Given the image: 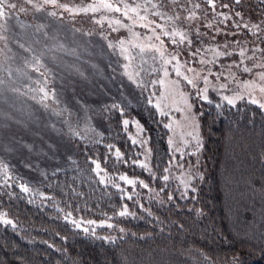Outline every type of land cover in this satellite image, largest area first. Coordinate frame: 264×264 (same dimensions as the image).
I'll use <instances>...</instances> for the list:
<instances>
[{
	"label": "rangeland",
	"instance_id": "374dc122",
	"mask_svg": "<svg viewBox=\"0 0 264 264\" xmlns=\"http://www.w3.org/2000/svg\"><path fill=\"white\" fill-rule=\"evenodd\" d=\"M11 2L17 8L10 10L7 19H0V184L14 182L20 189L27 187L25 193L42 196L40 178L62 164L73 150L68 137L98 139L103 113L114 105L122 109L121 103L133 99L138 88L159 113L167 115V143L173 161L165 175L184 197L192 186V179L200 177L204 168L199 111L195 109L196 101L203 100L201 93L213 102L226 101L224 97L236 102L237 97L242 96L264 103V92L260 90L264 87V80L260 79L264 73V54L254 51L264 48L238 46L236 33L239 30L224 28L226 23L222 21L223 25L213 24L214 19L206 14L195 13L196 19H186L192 12L177 8L179 5L173 7L172 0H121V4L112 0H56L55 4L48 0ZM104 2L119 5L121 13L125 4L129 7L139 5L137 11L148 21H155L165 31L183 32L192 42H180L177 36L173 44L157 28L156 34L164 41L161 46L160 41L149 39L154 36L151 31L140 26L147 21L139 20L131 12L126 19L121 13L100 7ZM92 7H97V11H91ZM155 12L161 15H153ZM118 19L124 26L115 23ZM244 24L249 28L253 24L262 28L264 21L258 19ZM246 30L251 34L255 31ZM153 45L164 52V57ZM242 49L245 51L243 57L239 55ZM217 52L231 55L218 56ZM173 56H177L178 61L164 63ZM237 64L240 66L236 67ZM177 67L180 75L176 74ZM244 67L252 71L244 72ZM188 69H194L195 73ZM185 75L197 86L187 84L183 79ZM203 76L208 77L207 83L201 79ZM223 84L227 87L222 88ZM124 120L131 126L128 136L141 149L134 163H146L148 168L143 169L149 171V147L143 126L133 117ZM95 171L100 179L109 183L111 178L101 168ZM121 175L136 181L142 179L118 172L114 184L120 185L126 193L139 189L144 193L155 192L154 198L164 202L148 181L143 180L148 188L139 183L129 186L118 179ZM123 207L99 219H84L69 213H63V217L81 223L82 232L83 228H88L85 234L93 235L95 228L93 236L109 241L113 236L101 230L107 227L97 225H113V218L123 220L134 216L128 208L130 215H117ZM3 218L12 220V225L18 224L0 208V219ZM89 220L97 224L89 225Z\"/></svg>",
	"mask_w": 264,
	"mask_h": 264
},
{
	"label": "trees",
	"instance_id": "16d2710c",
	"mask_svg": "<svg viewBox=\"0 0 264 264\" xmlns=\"http://www.w3.org/2000/svg\"><path fill=\"white\" fill-rule=\"evenodd\" d=\"M173 7L206 14L231 30L238 22V46L264 48V31L258 38L242 26L264 21V0L239 5L217 0L215 12L205 0H180ZM136 89L122 109L103 113L98 139L68 137L73 150L40 178L42 196L27 194L14 182L0 184V208L18 223H0V264H264V110L246 99L196 101L204 168L182 197L172 180L161 179L173 161L167 115ZM130 117L146 134L149 171L134 163L141 149L127 134L131 126L123 123ZM93 160L109 183H101ZM118 172L148 181L164 202L154 198L155 192L117 189ZM126 195L132 199L122 198ZM125 205L134 216L113 218L112 228H101L113 236L109 241L85 234L63 217L99 219Z\"/></svg>",
	"mask_w": 264,
	"mask_h": 264
},
{
	"label": "snow or ice",
	"instance_id": "6c2138e0",
	"mask_svg": "<svg viewBox=\"0 0 264 264\" xmlns=\"http://www.w3.org/2000/svg\"><path fill=\"white\" fill-rule=\"evenodd\" d=\"M28 2L30 3L31 0H28ZM48 2L55 4V3H56V0H48ZM172 2H173V3H176L177 0H172ZM205 2H206L207 5L209 6V8H210L213 12H215V9H216V7H217V0H205ZM240 2H241V0H234V3H235L236 5H239ZM221 6H222L223 8H229V5H228V4H223V5H221ZM100 7L106 8V9L111 10V11H115V12H117V13H121V7H120L119 5H113L112 3L104 2V3H102V4L100 5ZM138 7H139V5H137V6H135V7H129L127 4H125V5H124L125 10L121 13V15H122L124 18L129 19V18H130V17H129V12H131V13H135L136 17H138L139 20L147 21L146 23H144V24H142V25H140V26H141V27H144V28H147L149 31H151V32L154 34V36H153V37H149V39L154 38L155 40L160 41L161 46H163V45H164V41L161 40V36H160L159 34H156V29H157V28H160V29H161V32H162V35H163L164 37H169V38L171 39V43H173V44H175V43L177 42L176 39H175V37H177V36L179 37V41H180V42H185V41H187V43H189V44L192 42L191 40H188L187 35H186L185 33H183V32H169V31H165V30H163L162 26L159 25V24H156L155 21H148V19H147L146 16L140 15V13L137 11V8H138ZM152 7L155 8L156 5H152ZM194 7L199 8L200 5H199V4H196ZM16 8H17V5H16L15 3H12L11 0H0V19H7L8 16H9L10 10H14V9H16ZM19 10H20V11H24L23 8H20ZM84 11L87 12V11H89V9H84ZM91 11H93V12L97 11V7H92V8H91ZM53 14H55V13H53ZM153 15H161V14H160L159 12H155V13H153ZM219 15H224V14H223V13H220ZM236 15H237V16H240V13L237 12ZM196 18H197V17H196V15H195V13H191L188 17H186V19H189V20H193V19H196ZM177 19H179V17H177ZM224 19H225V20H228V19H231V17L224 15ZM241 19H243V18L241 17ZM134 22H135V21H134ZM115 23H116V24H121L122 26H124V25L122 24V21L119 20V19L116 20ZM152 25H155V26L152 27ZM208 26L211 27V25H208ZM234 26H235L236 28H240V27H241L240 24H235ZM242 26H243L244 28L249 29L250 32H252V29H255V31L252 32V34H253V35H256L258 38H259V34H260V32L264 31V29H262L261 26H260V25H257V24H253V25H251V28H249V25H248V24H244V25H242ZM114 30H115V29H114ZM217 31H219V30L217 29ZM197 34L199 35V30H197ZM121 44H123V41H121ZM109 46L111 47V45H109ZM152 47L154 48L155 51L159 52V54H160L161 57H164L165 54H164L163 51H161L160 48H156L154 45H153ZM225 47H227V45H225ZM143 50H144V49L141 48V51H143ZM197 51H199V49H197ZM254 51H260V52L264 53V49H256V50H254ZM193 55H195V53H194ZM216 55H218V56H221V55H231V53H228V52H217ZM239 55H240L241 57L245 56V51L242 49V50L239 52ZM249 58H251V57H249ZM173 60L178 61V57H177V56H173V57H171V59H165V60H164V63H165V64H171ZM242 63H243V61H241V64H242ZM235 66H236V67H239L240 65L237 64V65H235ZM254 67H261V65H255ZM188 70H189V71H192V72L195 73V70H194V69H188ZM175 71H176V74H177V75H180V74H181V73H180V69H179V67H177V68L175 69ZM242 71H244V72H251V71H252V68L244 67V68L242 69ZM164 72H165V75H167V69H164ZM183 79L187 81V84L192 85L193 87H196V86H197L196 83L194 82V80H193V79H189L186 75L183 77ZM201 79H203V81H204L205 83L208 82V77H207V76H203V77H201ZM260 79H261V80H264V73H262V74L260 75ZM160 82L163 83V81H160ZM221 87H222V88H226L227 85H226V84H223V85H221ZM260 90H261V92H264V87H261ZM41 91H43V90H41ZM203 91L206 92L207 89H204ZM47 95H48V94L45 93V96H47ZM201 98L207 100V96H206V95H203L202 93H201ZM224 99H225L229 104H234V103H235V100H234V99H230V98H228V97H224ZM237 99H243V97H242V96H238ZM251 103H253V104H257V103H259V102H258L257 100H255V99H252V100H251ZM113 107H118V106L114 105ZM157 107H159V105H157ZM259 107L262 108V109H264V103H259ZM162 114H163V113H162ZM123 123H124L125 126H127L128 121H127V120H124ZM115 155H116L117 159H122V156H121V153H120L119 149L116 150ZM92 163L95 165V168H96V169H100V164H99V163H97L95 160H93ZM139 166L142 167V168H145V169L148 168V165H147L146 163H142V164H140ZM5 171H6V167H5ZM164 171H165V172H168V171H169V168L166 167V168L164 169ZM98 174H99V173H98ZM118 179L121 180V181H124V182L127 183L129 186H135L137 183H139V185L142 186V187H144V188H148V187H149V185L146 184V183H144L143 180L136 181V180H133V179H129L126 175H121V176L118 177ZM161 179H163L164 181H168L169 176L164 175V176L161 177ZM101 183H104L103 178H101ZM113 186L116 187L117 189H120V185H118V184H114ZM21 190L24 191V192H27V191H28V188H27V187H24V186H21ZM120 190L123 191L122 189H120ZM161 190H163V189H161ZM192 190L194 191V189H192ZM122 198H126V199H128V200H131V199H132V196H131V195H126L125 197H122ZM169 199L171 200L172 197L169 196ZM130 214H131V213L128 212L127 205H125V206L123 207V209L117 213V215H119V216H121V217L128 216V215H130ZM69 215H70V214H69ZM66 219H67V218H66ZM109 219H111V217H109ZM0 223L6 224V225H12V224H13L12 220H10V219H6V218L0 219ZM71 223H72L76 228H78V229L81 228V223L77 222L76 220H72ZM87 223H88L89 225H96V224H97L96 221H92V220L87 221ZM97 226H98V227H107V228H112V227H113V225H112L111 223H101V224H99V225H97ZM82 230H83L85 233H88V232H89V229L86 228V227L83 228ZM121 231H123V229H121ZM92 234L95 235V228L92 229ZM104 239L107 240V239H109V237H104Z\"/></svg>",
	"mask_w": 264,
	"mask_h": 264
}]
</instances>
